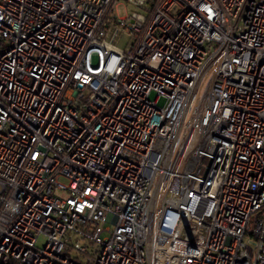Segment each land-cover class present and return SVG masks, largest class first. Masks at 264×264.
I'll use <instances>...</instances> for the list:
<instances>
[{
	"label": "built area",
	"instance_id": "built-area-1",
	"mask_svg": "<svg viewBox=\"0 0 264 264\" xmlns=\"http://www.w3.org/2000/svg\"><path fill=\"white\" fill-rule=\"evenodd\" d=\"M0 264H264V0H0Z\"/></svg>",
	"mask_w": 264,
	"mask_h": 264
},
{
	"label": "rangeland",
	"instance_id": "rangeland-1",
	"mask_svg": "<svg viewBox=\"0 0 264 264\" xmlns=\"http://www.w3.org/2000/svg\"><path fill=\"white\" fill-rule=\"evenodd\" d=\"M125 9H126V12H131V11L134 10V8L131 7V6H127ZM117 13H118L119 15L124 14V13H125L124 8L119 7ZM126 43H127V38H126L125 36H122V37H120L119 39H117V41L115 42V45H116L118 48H120V49H124L125 46H126ZM62 182H63V181H62ZM55 194L58 195V193H55ZM59 196L64 197V195H59ZM44 241H45L44 237L41 236V237L39 238L38 242H37V247H42L43 244H44Z\"/></svg>",
	"mask_w": 264,
	"mask_h": 264
},
{
	"label": "bare ground",
	"instance_id": "bare-ground-1",
	"mask_svg": "<svg viewBox=\"0 0 264 264\" xmlns=\"http://www.w3.org/2000/svg\"><path fill=\"white\" fill-rule=\"evenodd\" d=\"M219 148H226V140H219ZM220 186V177L204 178V187L218 188Z\"/></svg>",
	"mask_w": 264,
	"mask_h": 264
}]
</instances>
